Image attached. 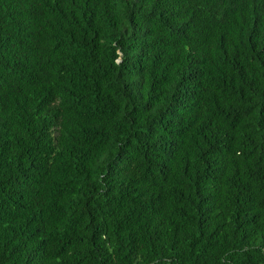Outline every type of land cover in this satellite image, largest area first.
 <instances>
[{
  "label": "trees",
  "instance_id": "trees-1",
  "mask_svg": "<svg viewBox=\"0 0 264 264\" xmlns=\"http://www.w3.org/2000/svg\"><path fill=\"white\" fill-rule=\"evenodd\" d=\"M0 264H264V0H0Z\"/></svg>",
  "mask_w": 264,
  "mask_h": 264
}]
</instances>
